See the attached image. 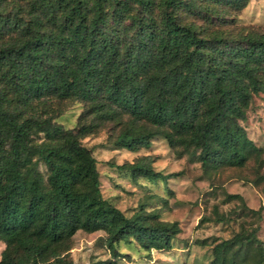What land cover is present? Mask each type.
<instances>
[{
  "label": "trees",
  "instance_id": "obj_1",
  "mask_svg": "<svg viewBox=\"0 0 264 264\" xmlns=\"http://www.w3.org/2000/svg\"><path fill=\"white\" fill-rule=\"evenodd\" d=\"M247 1L0 0V264H74L77 230L104 233L108 256L85 264H119L118 241L169 249L180 231L157 208L125 214L101 196L94 156L50 99L82 102L77 125L112 123L114 148L160 138L204 171L262 163L241 121L264 88V31L228 15ZM119 165L133 180L180 173L142 156ZM258 227L212 239L207 264H264Z\"/></svg>",
  "mask_w": 264,
  "mask_h": 264
},
{
  "label": "rangeland",
  "instance_id": "obj_2",
  "mask_svg": "<svg viewBox=\"0 0 264 264\" xmlns=\"http://www.w3.org/2000/svg\"><path fill=\"white\" fill-rule=\"evenodd\" d=\"M236 25L264 31V0H248L240 10L228 14ZM47 108L58 109L53 120L64 127H74L80 142L91 151L96 160L99 190L102 197L113 202L125 214L136 209L157 208L160 218L175 219L180 231L172 239L169 249L142 250L133 241H118L119 264H207L210 243L214 238L227 237L240 225L258 223L257 236L264 246V88L254 94L241 121L246 134L262 147V163L252 158L244 165L225 166L217 170L201 169L190 153H177L163 139L155 138L146 147L137 150L114 148L111 139L117 128L104 122L99 126L77 125L83 108L74 99L48 100ZM145 155V156H144ZM150 159L155 170L178 175L165 182L149 181L143 177L131 179L119 164L141 157ZM43 170V166L39 165ZM226 193H237L241 199L228 198ZM162 198V199H161ZM261 207V217L246 208ZM212 206L220 212H230L225 221L214 219ZM230 210V211H228ZM102 230H77L69 239L68 257L74 264H85L97 258H106L108 251L98 236ZM3 243L0 241V250Z\"/></svg>",
  "mask_w": 264,
  "mask_h": 264
}]
</instances>
